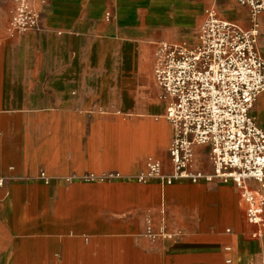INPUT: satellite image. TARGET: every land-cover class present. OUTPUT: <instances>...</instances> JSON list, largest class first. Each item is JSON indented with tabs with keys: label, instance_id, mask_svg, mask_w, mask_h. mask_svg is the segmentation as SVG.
<instances>
[{
	"label": "crops",
	"instance_id": "crops-1",
	"mask_svg": "<svg viewBox=\"0 0 264 264\" xmlns=\"http://www.w3.org/2000/svg\"><path fill=\"white\" fill-rule=\"evenodd\" d=\"M36 6L40 30L0 29V264H264L235 184L138 179L150 161L172 173L159 45L195 47L211 7L249 30V11L235 0ZM258 23L264 58V14ZM252 113L264 127V93ZM209 152L195 148L196 170L212 171Z\"/></svg>",
	"mask_w": 264,
	"mask_h": 264
},
{
	"label": "built area",
	"instance_id": "built-area-1",
	"mask_svg": "<svg viewBox=\"0 0 264 264\" xmlns=\"http://www.w3.org/2000/svg\"><path fill=\"white\" fill-rule=\"evenodd\" d=\"M235 1L249 11L251 29L222 18L211 7L205 11L195 47L159 45L154 75L174 131L169 148L172 173L165 176L162 165L150 161L138 179L159 178L167 185L177 179L235 184L242 192L247 221L258 228L252 235L257 239L264 234V127L252 111L264 93V58L258 50L264 0ZM48 2L15 0L11 29L40 30L36 4ZM199 146L210 148V173L195 168Z\"/></svg>",
	"mask_w": 264,
	"mask_h": 264
},
{
	"label": "rangeland",
	"instance_id": "rangeland-1",
	"mask_svg": "<svg viewBox=\"0 0 264 264\" xmlns=\"http://www.w3.org/2000/svg\"><path fill=\"white\" fill-rule=\"evenodd\" d=\"M10 2V0H0V29L3 28L9 30V27L11 29L10 23L13 15V10L15 5L8 6L7 4ZM1 13L3 15L1 16ZM8 15V16H7ZM9 17V19H7Z\"/></svg>",
	"mask_w": 264,
	"mask_h": 264
}]
</instances>
